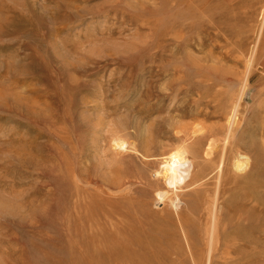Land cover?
Masks as SVG:
<instances>
[{"label":"rangeland","instance_id":"374dc122","mask_svg":"<svg viewBox=\"0 0 264 264\" xmlns=\"http://www.w3.org/2000/svg\"><path fill=\"white\" fill-rule=\"evenodd\" d=\"M263 8L0 0V264H198L192 243L208 261V229L221 212L220 236L235 224L251 264H264ZM243 93L234 146L252 159L254 181L235 186L224 154L216 175L220 184L232 172L228 195L207 171L175 199L152 175L156 160L183 142L217 139L227 152L230 99ZM190 161L179 167L188 179L185 168L192 176L204 164Z\"/></svg>","mask_w":264,"mask_h":264},{"label":"bare ground","instance_id":"6f19581e","mask_svg":"<svg viewBox=\"0 0 264 264\" xmlns=\"http://www.w3.org/2000/svg\"><path fill=\"white\" fill-rule=\"evenodd\" d=\"M142 8V7H141ZM263 10H264V8L262 9V11L261 12H263ZM129 12V11H128ZM261 12H260V14H261ZM137 15V14H136ZM139 15V14H138ZM260 16V15H259ZM263 17H264V13H262L261 14V16H260V18H262V20H263ZM139 20V19H138ZM260 20V19H259ZM148 21H150V20H148ZM262 23H263V21H262ZM141 25V24H140ZM150 25V24H149ZM154 25V24H153ZM263 26V25H262ZM154 27V26H153ZM144 28V27H143ZM152 28V27H151ZM261 28V27H260ZM148 29V28H147ZM262 31V30H261ZM263 32H264V30H263ZM262 33V32H261ZM260 34V33H259ZM254 36H255V34H254ZM262 37H264V36H262ZM163 38H165V37H163ZM181 38V37H180ZM261 39H264V38H261ZM176 40H178V39H176ZM182 40V39H181ZM160 41V40H159ZM161 41H163V40H161ZM165 41V40H164ZM180 41V40H179ZM262 42H263V40H262ZM262 42H260L261 44H262ZM160 44H161V42H159ZM165 44V43H164ZM167 46H169V45H167ZM260 46V45H259ZM262 46H260V48H261ZM163 48H166V47H163ZM250 48H252V47H250ZM258 49V48H257ZM161 51V50H160ZM159 51V52H160ZM165 51V50H164ZM258 51V50H257ZM247 52V51H246ZM258 53V52H257ZM256 53V54H257ZM248 54V53H247ZM255 54V55H256ZM244 55V54H243ZM246 58V57H245ZM257 58V57H256ZM247 59H248V57H247ZM251 59V58H250ZM250 59H248L247 61H249V64H247V65H249V67L252 65L250 62H251V60ZM154 64V63H153ZM254 66V65H253ZM248 67V66H247ZM256 68V67H255ZM248 72V71H247ZM237 74V73H236ZM238 75V74H237ZM27 76V75H26ZM245 76V75H244ZM244 79V78H243ZM248 83V82H247ZM244 84V83H243ZM246 84H245V88H246ZM249 86H250V84H249ZM244 88V89H245ZM238 92V91H237ZM243 92H245V91H243ZM245 94H246V92H245ZM243 95H244V93L243 94H238V96L235 94H233L232 95V97H231V99H230V113L228 114V116L227 117H229L228 118V123H229V126H230V128L232 129V132L229 134V135H227L226 136V138H225V140H224V144H230L231 143V140H232V142H233V145L232 146H230V148H228L226 151L227 152H225V153H223V152H221V151H217V149L219 148V143H220V141H218L217 139H212L211 141H209L207 144H205L204 146H202V145H199L198 143H194V144H186V142H183V145L182 146H179V147H177V148H175V149H173L170 153H168V154H166V155H163L162 157H161V159H157L156 160V162H157V164L158 165H160L159 166V169L158 170H156L155 172H154V174L152 173V175L156 178V180L157 181H159V183H169V185H167L168 187H167V189H169V190H171V191H173V192H175L176 194H174V198L175 199H177V197L179 196H177V193H180V192H183V191H185V190H187V189H190V187L192 186L191 184H193V187H195L194 186V184H195V181L197 180V182H198V180H204V177H203V175L205 176V173L207 172V171H210L212 174H214V176L212 177V180L210 179V184H212L213 183V185H214V183H218V181H220L219 180V176H217L216 175V172H221V170H222V168H223V166H225V161H224V165H222V163H223V161H222V158H223V155L224 156H226L227 154L229 155V157H231V159H230V161H229V164H231V167H232V169H234V171H235V173H236V176L234 175V177H233V179L235 180V182H234V185L235 186H237L238 184L240 185L242 182L243 183H248V182H252V181H254V178H255V174L251 171V169L254 167V163L252 162V159L249 157V156H247V154H245L244 152H243V148L241 147V146H239V145H237V146H234V142H235V140L236 139H241L242 137H243V135H244V132L240 135V137H238V138H236V135H235V133H236V131L235 130H239L237 127H238V122H236V119H237V115L239 114L238 112H239V108H240V103L243 101ZM17 105V104H16ZM229 105V104H228ZM227 122V121H226ZM196 126V125H195ZM228 126V127H229ZM202 127V126H201ZM235 128V129H234ZM234 129V130H233ZM203 130V129H202ZM200 131V130H199ZM246 131V130H245ZM193 133V132H192ZM198 133H200V132H198ZM233 134H234V136H233ZM119 137V136H118ZM117 137V138H118ZM189 138V137H188ZM113 141V140H112ZM116 141V140H115ZM120 141V140H119ZM118 141V142H119ZM117 142V141H116ZM122 142V141H121ZM125 142H123V144H124ZM127 143V142H126ZM116 143H112V145H115ZM130 144V146H132L131 145V143H129ZM128 144V145H129ZM133 144V143H132ZM136 144V143H135ZM115 146H117V145H115ZM125 146V145H124ZM118 147H119V145H118ZM121 147V146H120ZM119 147V148H120ZM123 147V146H122ZM224 147V146H223ZM247 147V146H246ZM113 148H114V146H113ZM116 148V147H115ZM114 148V149H115ZM136 148V147H135ZM125 148H123V150H124ZM128 149V148H127ZM127 149H126V151H127ZM220 149V148H219ZM252 149V148H251ZM120 150V149H119ZM138 149L136 148V150L135 151H137ZM222 150V149H221ZM225 150V149H224ZM246 151L248 150V147H247V149H245ZM116 151H117V149H116ZM129 151V150H128ZM134 152V151H133ZM138 152V151H137ZM147 152V151H146ZM148 152H150V151H148ZM129 154V153H128ZM149 154V153H148ZM146 155V153H145V155H146V157H150V156H152V155ZM122 155V154H121ZM233 157H232V156ZM153 157V156H152ZM190 158H196V159H199V158H203L204 159V164H198L197 165V169H198V171H197V173L196 174H194V175H192V176H190V175H188L190 172H188L189 170H186V168L185 167H183V168H185V171H186V174H187V176H189L190 178L188 179V177H185V176H180V174L179 173H181V172H179V167L180 166H182V165H184V164H189L188 162H194V161H190ZM225 158V157H224ZM147 159V158H146ZM144 160V159H143ZM226 160V159H225ZM145 161V160H144ZM160 161V162H159ZM148 165H151V162H148ZM226 169V168H225ZM180 170H181V168H180ZM183 170V169H182ZM230 170H231V168H230ZM222 172H223V170H222ZM221 172V173H222ZM182 173H184V171H182ZM192 173H194V169H193V172ZM225 172H223V174H224ZM226 173H227V170H226ZM232 173V172H231ZM230 173V174H231ZM208 174V173H207ZM230 174H228L229 176H230ZM184 175V174H183ZM221 175V183L219 184V190L218 191H220V192H218V196H223V198H224V196L225 195H223V194H226V192L228 191L227 189H228V187H229V189L232 187V185L231 184H233L232 183V179H230V178H228L229 176H227L226 174V176H222V174H220ZM232 175V174H231ZM212 176V175H211ZM207 178H208V176H207ZM209 178H210V175H209ZM206 180V179H205ZM204 180V181H205ZM202 182V181H201ZM209 182V181H208ZM77 183V182H76ZM150 183V182H149ZM158 183V184H159ZM210 184H208V185H210ZM215 184V185H216ZM79 185V184H78ZM214 185V186H215ZM164 186V185H163ZM205 186L207 187V185L205 184ZM212 186V185H211ZM213 186V187H214ZM231 186V187H230ZM197 188H198V186H196ZM195 187V188H196ZM201 187V186H200ZM209 187V186H208ZM81 188V187H80ZM194 188V189H195ZM212 188V187H211ZM214 188H216V186L214 187ZM236 187H235V191H236ZM212 190V189H211ZM232 189H230V191H231ZM191 191H193V190H191ZM208 191V190H207ZM197 192V191H196ZM216 193H217V190L215 191ZM232 192H234V190L232 191ZM199 193V192H198ZM203 193H205L206 194V192L203 190ZM211 193V192H210ZM215 193V194H216ZM220 193V194H219ZM230 194V193H229ZM196 195H198L197 193L195 194V196ZM208 195H211V194H208L207 193V196ZM227 195H228V192H227ZM231 195H232V193H231ZM200 196H202V195H200ZM199 195H198V197H200ZM215 196L216 195H214V198H215ZM198 197H197V199H198ZM217 197V196H216ZM230 197V196H229ZM228 197V198H229ZM210 198V197H209ZM211 198H212V195H211ZM210 198V199H211ZM219 198H221V197H219ZM226 198V197H225ZM230 198H232V196L230 197ZM199 199H201V198H199ZM198 199V200H199ZM209 199V200H210ZM178 200V199H177ZM212 200V199H211ZM220 200V199H219ZM218 200V201H219ZM224 200L225 199H223V202H224ZM215 201L217 202V200L215 199ZM221 201V200H220ZM212 202V201H211ZM213 202H214V200H213ZM215 202V204H216V206H217V203ZM219 203H222V202H219ZM219 203H218V205H219ZM214 204V203H213ZM173 205H174V208H177V203L176 202H173ZM221 205H223V203L221 204ZM176 206V207H175ZM214 206V205H213ZM224 206V205H223ZM226 206V205H225ZM234 207V206H233ZM236 207V206H235ZM243 207V206H242ZM213 208V207H212ZM214 208H216L215 206H214ZM218 209V208H217ZM226 209V208H225ZM235 208H233V210H234ZM246 210V209H245ZM226 213V212H225ZM239 214V213H238ZM218 215V214H217ZM213 216H214V214H213ZM211 217V216H210ZM227 217V214H223L222 212H221V215H219V216H217L216 217V215L214 216V219L211 221V222H213V224H212V231H210V229H208L209 230V233L211 234V237H210V239L208 240V244H207V246L210 248V251L209 252H207V253H209L208 254V256L210 255V258H209V260L207 261V260H204L203 259V250H202V247L201 248H199V247H196V245H195V243L196 242H193L192 244L195 246V256H196V260L195 261H197L198 262V264H215V262H214V260L212 259V256H211V254L213 253V252H215V251H217V249L219 248V244H220V246L222 245L224 248H223V250H224V252L222 253V255H221V258H220V263L221 264H251V260L249 259V257H248V255H247V250H248V248L250 247V244H251V242L249 241V238L248 239H245L244 237H239V235L237 236V234L236 235H234V234H231L230 233V230L232 229V228H234L235 227V224H234V226H232L230 229L228 228V226H230V224L229 225H226V226H224L225 227V229L227 230H223L224 232V234L225 235H223V236H220V231H221V228L223 227L221 224L223 223V221H226V218ZM235 218V217H234ZM238 218V217H237ZM236 218V219H237ZM231 220H233V218L231 217H229L228 216V221H231ZM188 221V220H187ZM196 221V220H195ZM206 221V220H205ZM209 221V222H210ZM240 221V220H239ZM190 222H192V221H190ZM207 222H208V219H207ZM208 222V223H209ZM244 222V221H243ZM262 222V221H261ZM189 223V222H188ZM188 223H187V225H188ZM197 223V222H196ZM202 223V222H201ZM200 222H199V224H201ZM251 223V222H250ZM192 224V223H191ZM197 225V224H196ZM211 225V224H210ZM197 226H199V225H197ZM263 226V225H262ZM191 227V226H190ZM207 227V226H206ZM195 228H197V227H195ZM199 228V227H198ZM204 227L202 226V229H203ZM207 233H208V231H207ZM233 233V232H232ZM192 235V234H191ZM234 235V236H233ZM208 236V235H207ZM191 239V238H190ZM192 241L194 240V239H191ZM191 241V242H192ZM198 243V242H197ZM191 244V245H192ZM203 244V243H202ZM205 244V243H204ZM201 245V244H200ZM193 246V247H194ZM204 246V245H203ZM206 247V246H205ZM199 248V250H197ZM206 249H207V247H206ZM222 250V251H223ZM249 250H250V248H249ZM248 250V251H249ZM201 253H200V252ZM193 252V251H192ZM250 252V251H249ZM252 252V251H251ZM206 253V254H207ZM206 254H204V255H206ZM212 255H214V254H212ZM236 257V258H235ZM207 258V259H208Z\"/></svg>","mask_w":264,"mask_h":264}]
</instances>
